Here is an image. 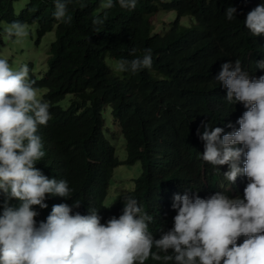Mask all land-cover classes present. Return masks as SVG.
I'll return each mask as SVG.
<instances>
[{
	"label": "trees",
	"instance_id": "1",
	"mask_svg": "<svg viewBox=\"0 0 264 264\" xmlns=\"http://www.w3.org/2000/svg\"><path fill=\"white\" fill-rule=\"evenodd\" d=\"M261 3L137 0L134 8L125 9L116 0L112 7H106V0H69L71 19L57 20L53 0H0V54L20 50L7 29L15 22L24 24L33 45L28 46L27 36L22 41L30 53L17 65L15 57L8 61L13 70L27 64L38 99L49 105L51 114L38 127L45 155L35 167L50 179L66 180L72 189L69 200L49 196L47 208L33 206L37 222L61 203L80 204L74 211L82 215L95 209L101 223L118 218L123 198L112 205L107 199L115 170L122 165L142 164L143 173L126 196L152 217L148 232L157 239L173 225L174 194L188 191L208 198L206 186L218 188L219 175L228 167L218 166L219 172L200 158L204 146L197 130L203 133L207 123L224 128L243 106L229 104L226 89L214 80L223 63L239 60L251 75H264L255 64L264 60V35L251 36L243 23ZM229 6L237 9L232 21L225 16ZM165 14L171 16L162 21V29L155 22ZM53 32L56 40L41 64L40 44ZM133 49L140 57L151 50V68L118 71L119 62L135 58ZM121 140L125 161L117 156ZM238 181L243 186L248 182L245 176ZM4 201L0 193V206ZM8 203L19 205L15 199ZM165 255L153 248L144 264H172Z\"/></svg>",
	"mask_w": 264,
	"mask_h": 264
},
{
	"label": "clouds",
	"instance_id": "2",
	"mask_svg": "<svg viewBox=\"0 0 264 264\" xmlns=\"http://www.w3.org/2000/svg\"><path fill=\"white\" fill-rule=\"evenodd\" d=\"M68 2L53 0L57 20L71 19ZM116 2L131 9L137 0ZM113 3L106 0V7ZM236 12L227 7L226 19H236ZM243 23L251 36L264 35V3L248 12ZM7 34L18 43L28 35L20 22ZM255 64L264 70V60ZM151 66V50H145L116 69L138 72ZM214 80L226 89L229 104L243 106L224 128L207 123L203 133L197 130L204 146L200 158L210 169L227 165L228 170L219 175L218 188L206 186L208 198L188 191L174 194L173 225L157 239L148 232L152 217L126 196L130 188L122 214L105 223L95 209L86 215L74 211L78 203L53 205L46 220L37 222L33 206L47 208L49 196L69 200L72 189L66 180L50 179L35 167L45 155L37 132L51 119L49 105L38 99L27 64L13 70L0 55V193L5 197L0 206V264H144L153 248L172 264H264V75L256 78L239 60H229ZM239 176L247 178L246 186ZM226 187L228 191H221ZM13 199L18 206H9Z\"/></svg>",
	"mask_w": 264,
	"mask_h": 264
},
{
	"label": "rangeland",
	"instance_id": "3",
	"mask_svg": "<svg viewBox=\"0 0 264 264\" xmlns=\"http://www.w3.org/2000/svg\"><path fill=\"white\" fill-rule=\"evenodd\" d=\"M162 15V14H161ZM171 14H165L163 15L161 18L158 17L156 19L155 24L157 26L162 27V29L164 28L162 26V21L163 22H167L169 21ZM27 30V29H26ZM34 30V34H36V28L33 27ZM28 33V32H27ZM29 46V43H31L33 45V41L30 40V38L27 36L25 39ZM56 40V34L55 32L53 33H49L47 34V36L43 39V43L40 44V49H42L40 55H42L40 63H44L46 62L48 56H46V54H48L49 52V45L51 46V44ZM24 41H22L21 43L19 42L17 44V46H21L20 50L22 49V51H17V52H2L0 55L3 56V58L9 60V58H13L15 57V63L17 65L18 61H22L21 58L22 56H26L28 53H30L29 48H25V44ZM15 45V43L13 44ZM31 45V46H32ZM23 46V47H22ZM34 48L32 47V50ZM37 50V47L34 49ZM19 59V60H18ZM37 60V58H36ZM117 156L121 161H125L126 160V149H125V143L123 140H121L120 142H117ZM143 173V169H142V164H137L136 166H128V165H122L121 167L117 168L115 170L114 173V177L112 180V185L110 188V195L107 199V204L108 205H112V204H117L119 203V201L123 198V196L125 195V193L127 192L128 188H132L133 185H135V181L134 178H139Z\"/></svg>",
	"mask_w": 264,
	"mask_h": 264
}]
</instances>
